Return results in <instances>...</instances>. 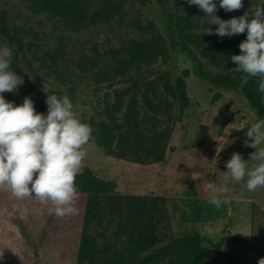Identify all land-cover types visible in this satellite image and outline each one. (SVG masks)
I'll return each instance as SVG.
<instances>
[{
  "label": "rangeland",
  "instance_id": "1",
  "mask_svg": "<svg viewBox=\"0 0 264 264\" xmlns=\"http://www.w3.org/2000/svg\"><path fill=\"white\" fill-rule=\"evenodd\" d=\"M262 1L243 0L241 9L227 11V20L244 15ZM214 2L218 10L219 0ZM167 4L186 19L180 22L183 33L199 38L191 41L185 37L184 41L206 68L214 73L223 72L203 51L214 42L236 35L214 34L218 25L212 26V17L205 16L195 5L190 10L186 5H177L176 0H167ZM96 9L95 5L89 6L82 9L79 18L73 15L67 21L59 14L42 10L36 0H0V11L6 13L10 29L23 45L17 65L39 88L60 89L68 95L82 122L87 124L89 118L102 114L105 105L113 102L112 91L128 88L135 78L142 83L137 95L139 102L148 81L159 82L155 87L157 95L172 102L173 133L169 148L173 149L167 152L164 163L141 165L117 159L106 155L91 139L85 146L87 156L80 172L92 169L100 178L114 181L116 191L123 195L165 197V213L158 228L160 242L156 247L171 238L198 233L215 241L230 234L247 238L256 235L264 248V187L248 191L247 177L239 182L225 181L226 162L233 153L246 160L248 169L258 163L250 158L255 149L245 143L246 140L252 143L246 133L251 124L264 119L250 109L240 93L216 90L201 79L197 64L179 47L171 48L167 17L158 0L128 1L109 23L92 17ZM150 22L154 24L153 31L147 27ZM210 29L213 34H208ZM156 36L159 46L170 54L169 60L164 63L152 51L148 62H134V44L152 42ZM5 46L12 52L11 65L16 46L0 37V48ZM119 69L124 70L122 74ZM185 71H189L186 83L191 105L180 112L174 100L162 94V82L157 74L165 73L164 81L174 83ZM217 94L219 99L215 98ZM160 97L154 101H160ZM226 110L233 115L232 121L221 129L214 119ZM203 124L209 130L198 150L196 139ZM208 183L217 187L226 185L229 189L219 195L225 201L219 209L208 203L212 197V193L205 191ZM75 206L78 214L59 217L49 213L50 203L43 204L34 196L17 199L0 189V261L77 264L86 195L79 193ZM92 233L99 248L97 264L108 257L122 255L130 260L151 251L132 252L113 227L104 226ZM231 255L252 258L240 246L230 245L217 249L213 264H227Z\"/></svg>",
  "mask_w": 264,
  "mask_h": 264
},
{
  "label": "trees",
  "instance_id": "2",
  "mask_svg": "<svg viewBox=\"0 0 264 264\" xmlns=\"http://www.w3.org/2000/svg\"><path fill=\"white\" fill-rule=\"evenodd\" d=\"M128 1L132 0H36V3L42 10L59 14L67 21H70L73 15L79 18L82 9L95 5L97 9L94 10L92 17L100 19L103 23H109L114 15L121 13L124 4ZM176 1L177 5H186L190 10H194V5L184 0ZM158 3L167 17L171 48L179 47L197 64V72L201 79L209 82L216 90L225 89L240 93L250 109L255 111L259 118L264 119V93L258 91V78L248 76L245 82L243 77L246 74L237 72L234 68L238 65L231 60L232 55L241 54L239 45L246 40L247 32L237 34L232 39L214 42L205 48L203 55L223 69L221 73H214L206 68L202 59L184 41L185 37L191 41L199 39L197 36L183 33L180 22H185L186 19L173 11L168 6L167 0H158ZM260 6H264V0ZM217 15L224 20L228 18V12L220 6ZM8 21L6 13L0 11V37L16 46L10 70L22 76L24 83L16 92H6L3 95L7 101L16 105L22 104L25 97H30L36 112L47 115L48 94L63 96L64 92L60 89L45 90L48 93L45 92L36 83L30 81L17 65L18 53L23 51V45L10 29ZM147 27L151 31L154 30V24L151 22ZM158 43V36L149 43H135L133 61L138 64L146 63L150 59V53L156 51L166 63L170 54ZM123 71L118 70L121 74ZM183 74V77L177 78L174 83L164 81L165 73L157 74L162 82V94L172 98L180 112L191 105L186 83L189 71ZM140 82L135 78L128 88L112 91L113 102L107 103L102 114L89 118L87 122L92 130L91 139L106 155L117 159L141 165L164 163L167 152L173 149L169 148L173 133L172 102L164 101L157 95L155 87L159 82L153 81L146 82L147 89L141 93L139 102L137 95L142 84ZM159 97L160 101H154V98ZM215 98L219 99L220 94ZM232 117L233 115L226 110L217 115L214 122L222 129L231 123ZM208 130L207 125H201L196 139L198 150L202 148ZM75 183L78 192L86 195L77 264H97L99 248L96 236L92 232L104 226L113 227L117 235L124 237L132 252H143L148 249L151 251L144 257H134L130 260H126L122 255L108 257L100 264H213L217 249L230 245L240 246L248 251L252 258L231 255L226 260L227 264H259V260L264 258V248L259 245L256 235L247 238L230 234L215 241L196 233L171 238L164 245L156 247L160 242L158 228L165 213V197L120 194L116 191L117 185L114 181L100 178L90 168L78 173ZM0 264L15 263L2 260Z\"/></svg>",
  "mask_w": 264,
  "mask_h": 264
},
{
  "label": "clouds",
  "instance_id": "3",
  "mask_svg": "<svg viewBox=\"0 0 264 264\" xmlns=\"http://www.w3.org/2000/svg\"><path fill=\"white\" fill-rule=\"evenodd\" d=\"M188 3L212 17L210 24L218 25L214 34L220 37L247 32L246 40L239 45L241 54L232 55L231 60L238 65L234 68L237 72L246 74L245 82L248 76L257 77L258 91L264 93V6L224 20L216 15L214 0ZM219 6L225 11H236L243 7V0H219ZM208 34H213V30ZM11 59V50L7 46L0 48V189L17 199L34 196L43 204L50 203V214L76 215L79 192L75 180L87 156L85 146L92 130L81 121L66 94H48L47 115L36 112L30 97H25L20 105L7 101L3 94L16 92L24 83L22 76L10 70ZM246 136L252 143H245L255 149L250 158L258 163L248 169L246 160L233 153L226 162L225 181L239 182L247 177L246 189L254 192L264 187V147H260L264 144V120L251 124ZM205 191L212 193L208 203L219 209L225 203L219 195L229 189L208 183ZM259 264H264V258Z\"/></svg>",
  "mask_w": 264,
  "mask_h": 264
}]
</instances>
